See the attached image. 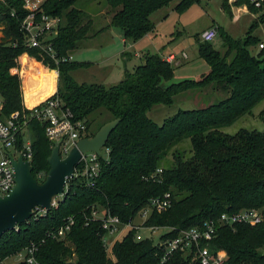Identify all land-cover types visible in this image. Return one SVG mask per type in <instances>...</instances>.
I'll list each match as a JSON object with an SVG mask.
<instances>
[{"label":"trees","instance_id":"1","mask_svg":"<svg viewBox=\"0 0 264 264\" xmlns=\"http://www.w3.org/2000/svg\"><path fill=\"white\" fill-rule=\"evenodd\" d=\"M193 1L104 0L111 12L108 28H119L127 42H136L155 29L150 20L152 14L173 2H177L174 9L183 13ZM78 2L47 0L40 8V15L61 19L59 33L52 40L58 58L71 55L91 29V21L84 22L85 12L74 8ZM242 3L246 0H238L235 5ZM221 8L232 16L225 0ZM247 8L252 14L260 11L249 4ZM25 16L20 0H0L3 30L0 118L17 114L18 123L28 121L26 127L33 135L30 138L32 176L38 178L49 170L47 158L51 143L45 137L43 125L31 119L27 108L32 107L26 102L27 108L24 106L18 62L21 56L26 55L45 68L57 71V90L53 97L61 100L75 120L85 121L90 138L94 136L90 129L94 118L108 113L99 128L116 118L119 122L106 141L107 160L100 159V176L94 187L89 188L81 178L68 179L65 194L52 211L39 215L36 209L30 220L4 233L0 238L1 260L44 238L70 217L73 225L65 240L46 239L38 248L35 258L40 264H71L72 260L73 264H154L160 256L158 247L153 239L137 240L135 230L118 240L111 249L112 257L108 256L101 240L102 223L90 219L93 211L108 212L126 224L146 209L151 198L163 197L166 193L171 195V206L160 213L153 212L144 225L168 228L159 237L162 241L176 237L183 230L203 227L224 213L258 209L264 219V130L241 129L230 135L220 131L246 114L252 116L253 109L264 102V49L254 56L249 52L260 41L252 36L256 21L243 39L235 40L221 27L217 28V36L225 48L223 54L212 42H203L199 36L196 39L198 57L206 62L209 72L195 81L184 80L162 87L163 82L172 80L173 67L157 54H147L143 65L126 73L114 86L105 87L78 84L71 77L73 71L89 63L56 64L39 49L26 46L25 33L20 28ZM259 21H264V9ZM54 86L55 74H52L48 98ZM208 90L204 108H180L160 124L148 116L154 106L169 107L182 94L196 95ZM259 119L264 121V107ZM23 140L24 131L18 135L17 149ZM186 140L190 143L187 156L184 148L178 149ZM166 159L169 164L163 166ZM158 169L161 174L156 180L151 179ZM211 247L227 254L226 264H264V222L232 228L217 225ZM173 264H199V261L178 254Z\"/></svg>","mask_w":264,"mask_h":264},{"label":"built area","instance_id":"2","mask_svg":"<svg viewBox=\"0 0 264 264\" xmlns=\"http://www.w3.org/2000/svg\"><path fill=\"white\" fill-rule=\"evenodd\" d=\"M4 1V0H2ZM22 9L26 13L24 20L21 23V30L25 33V45L29 48L39 49L47 58L56 64L64 62H72L71 55L58 58L57 53L52 45V40L58 35L61 19L58 16L40 15V8L47 0H20ZM231 8L232 13L239 14L245 10L249 12L247 4L259 8L263 5L264 0H246L241 6H236L238 0H225ZM14 16L13 13H11ZM235 15V14H234ZM1 26V25H0ZM2 27V26H1ZM217 37V28L210 27L200 34V40L211 43ZM258 51L264 49V34L258 43ZM3 104L2 96L0 95V114ZM31 112V119L37 120L45 128V137L51 143V149L55 144H59L58 152L60 158H65L67 154L77 146L78 141L83 138H90L88 128L85 121L75 120L73 114L67 108L63 107L61 100L58 97L50 96L48 99L34 105L32 108H27ZM27 120L22 124L17 122V114L12 115L8 119L0 118V197L8 195L15 185L13 177V169L8 155H12L15 159L18 155L26 161L32 162L31 140L24 139L22 146L16 148L18 135L27 130ZM9 149L15 150L17 156L9 152ZM109 150L105 147L100 149V154L94 152H86L80 155V161L74 169L73 178H81L89 188H93L100 173V159L107 160ZM161 174V169L155 171L151 179L156 180V176ZM41 175H38V178ZM41 179V178H40ZM62 197V196H60ZM56 198V197H55ZM55 198L52 199L51 208L57 206ZM171 195L166 193L163 197L151 198L146 209L138 216L139 221L134 220L128 223H122L119 218L110 215L108 212L93 211L90 221H99L102 223L103 244L111 252L112 247L118 241L106 240L107 237L117 235L122 228L125 229L126 235L129 231H136L135 238L141 239L140 231L147 229L154 231L155 227H145V223L153 212L160 213L165 211L171 205ZM38 209V208H36ZM39 215L46 214L43 209H39ZM264 222L262 211L258 209L241 210L232 214H221L216 221L205 223L203 227L183 230L172 239L165 241L159 240L155 243L159 249V260L154 264H173L175 256L181 254L183 256H192L199 261V264H226L227 254L221 249H213L211 242L216 233V226H224L232 228L234 225H259ZM73 225V219H69L58 229H53L47 232L44 238L37 242H31L27 247L20 252L0 259V264H40L35 255L38 248L46 239L65 240L67 234ZM152 239V238H148ZM154 241V240H153ZM109 247V248H108Z\"/></svg>","mask_w":264,"mask_h":264},{"label":"rangeland","instance_id":"3","mask_svg":"<svg viewBox=\"0 0 264 264\" xmlns=\"http://www.w3.org/2000/svg\"><path fill=\"white\" fill-rule=\"evenodd\" d=\"M223 0H194L193 4L187 8L183 13H179L174 9V6L177 2L170 3L168 6L161 8L159 11L151 15L150 20L156 27L155 36L146 35L143 38L136 41L138 50L149 51L151 55L159 54V50L163 47L169 49V45L173 44L174 41L175 47L178 49H184L189 60L194 62L197 58V45L198 41L196 40L200 34L210 26V23L214 22L219 25L226 34L231 36L233 39H243L247 34L250 27L253 25V22L256 21L257 27L253 30L252 36L261 39L264 34V21H259V16L263 13V5L259 8H255L260 11L258 14H252L250 12L238 14H233V17L225 13L221 8V3ZM77 10H82L85 12V20L89 19L91 21V31L86 34V38H83L78 43L79 47L71 52V57L73 62L80 63L83 61L94 62L89 67H81L71 73V77L78 83H87V84H102L105 87L112 86L117 79V74H113L112 77L105 78L104 67L98 65L106 56H112L113 53H116L120 49V40L123 36L122 31L116 27H105L111 17L110 10L104 5V0H79V2L74 6ZM107 29L102 31V28ZM179 34L177 35V33ZM148 34V33H147ZM177 35V36H176ZM170 42V40H172ZM213 45L220 53L225 52L223 46V41L217 36L213 40ZM249 52L251 55H256L258 53V48L250 47ZM111 57L110 59H112ZM117 58H113L112 62L110 61L111 66L113 63H116L118 66ZM95 64V65H94ZM39 66V67H38ZM37 67L39 71L35 75H29L27 79L22 83L21 88L23 89V94L25 95V102L33 106L38 104L48 98L47 90L51 84V75L55 74L50 68L46 71H43L42 68H45L43 65L39 64ZM119 70L122 68L118 67ZM47 69V68H46ZM56 71V70H55ZM57 72V71H56ZM108 79V80H107ZM118 81V80H116ZM164 83V82H163ZM209 91V90H208ZM194 98L183 99L177 98L176 102L167 107V106H154L152 110L148 112V116L152 118L157 124H160L164 118L173 115L180 108L185 110H196V108H204L206 105L203 103L198 94L193 95ZM264 107V102H261L257 107L252 111V116L245 115L236 121L229 127L220 128L225 134H235L241 129L256 130L262 132L264 130V121L259 119V114L261 113ZM102 112H104L102 110ZM93 119V116L91 117ZM108 118V113H104L103 116L99 118H94L90 124L91 133L95 134L99 129V124L106 121ZM31 130H25L24 139H32L33 135ZM180 148V149H179ZM188 151L190 149V143L186 142L178 147L181 151L182 149ZM13 155L17 156L15 150L9 149ZM190 156V155H189ZM188 156V157H189ZM169 159L171 157L169 156ZM169 159H166L163 162V166L169 164ZM61 197H56L55 200H59ZM139 221V217H136L135 222ZM169 229L157 228L153 232L148 231L147 229H142L140 231L141 239L152 238L155 243L159 242L160 236L166 234ZM125 229L122 228L117 235H113L111 238L107 237L106 240L118 241L125 234ZM109 248V247H108ZM111 252L107 249L108 256L112 257ZM12 261V260H11ZM10 261V264L12 262Z\"/></svg>","mask_w":264,"mask_h":264},{"label":"water","instance_id":"4","mask_svg":"<svg viewBox=\"0 0 264 264\" xmlns=\"http://www.w3.org/2000/svg\"><path fill=\"white\" fill-rule=\"evenodd\" d=\"M118 122L119 119L116 118L101 125L93 137L78 141L77 146L71 149L65 158H60L59 144H55L47 158L49 170L39 177L41 182L32 176L33 167L29 161L24 160L21 155L15 159L9 154L15 185L8 195L0 197V238L4 233L13 231L20 224L30 220L36 208L47 213L52 211V199L65 194L66 183L73 176L80 155L86 152L99 155L100 149L106 146V141ZM70 263L73 264L74 261Z\"/></svg>","mask_w":264,"mask_h":264},{"label":"crops","instance_id":"5","mask_svg":"<svg viewBox=\"0 0 264 264\" xmlns=\"http://www.w3.org/2000/svg\"><path fill=\"white\" fill-rule=\"evenodd\" d=\"M243 12L246 13L245 10H243ZM243 12H241V13H243ZM231 13H232V11H231ZM238 16L239 15L236 14L235 18H238ZM232 17H233V13H232ZM109 24H110V19H109L108 24L105 27L108 28ZM212 26H215L216 28L220 27L219 25L212 22V23H210V26L208 28H206L205 30L210 29V27H212ZM105 27H103L102 29H107ZM91 30L92 29H90V31ZM2 31H3L2 27L0 26V40L3 38V32ZM107 31H110V29H107L106 32ZM155 31H156V27L152 32H150L146 35L155 36ZM178 34H179V32L177 33V35ZM171 41H173V39L170 40V42ZM119 43L121 46H120V49L116 53H113L112 56L104 57L98 63V65L104 67V70H105V78L104 79H106L107 77H112V75L114 73L117 74L116 76H118V77H116L117 78L116 80H118V81L115 80L116 83H114V84H117L118 82H120L124 78V75L126 73H130L135 67L143 65L145 62V59H144L145 56L147 54H149L148 53L149 51L138 50L136 48L137 47L136 42H130V41L127 42L123 38V36H122ZM175 43H177V42L174 41L173 44L169 45V49H167V47H163L161 49V51L159 50V54L157 53V55L161 59L166 60L173 67V75L174 76H173L172 80L163 83L164 87L170 86L172 84H178L179 82L184 81V80H194L195 81V80L199 79L201 76L207 75V73L209 72V67L203 59H201L197 56L195 61L191 62L189 60L185 50L184 49H178L177 47H175ZM197 55H198V45H197ZM111 57L117 58L116 60H118V64H120V66H118L116 63H113V66L108 64V63H110V61L112 62L113 58L110 59ZM18 62L20 64V68H21L20 79H21L22 83H24V81L27 79V77L29 75L32 76V75L37 74L39 71L38 65L41 64V63L35 62L34 60L30 59L26 55L21 56L19 58ZM81 62L89 63L90 65H92L94 63L91 61H83V60H81ZM90 65H88L86 67H89ZM118 67L122 68V70L118 71L119 70ZM48 69L42 68L43 71H46ZM52 71L55 73V86H54V90H53L51 96L55 95V92L57 90V82H58L57 72L55 70H52ZM114 84L112 86H114ZM109 87H111V86H109ZM21 90H22V95H23L24 106L27 108V106L25 105V95L23 94V89L21 88ZM209 92L210 91H205L204 93H199V94L197 93L199 95L198 97L201 98L203 103L206 101V99L208 97L207 93H209ZM211 97L213 98V96H211ZM179 98L181 100H183V99L190 100V98H194V96L192 95V93H187V94L185 93V94L180 95ZM33 106H30V107H33Z\"/></svg>","mask_w":264,"mask_h":264}]
</instances>
